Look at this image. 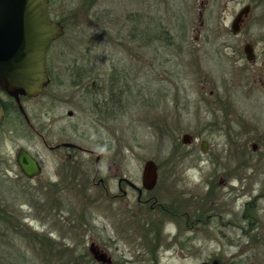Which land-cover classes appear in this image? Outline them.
I'll list each match as a JSON object with an SVG mask.
<instances>
[{
    "label": "rangeland",
    "instance_id": "374dc122",
    "mask_svg": "<svg viewBox=\"0 0 264 264\" xmlns=\"http://www.w3.org/2000/svg\"><path fill=\"white\" fill-rule=\"evenodd\" d=\"M60 2L64 15L59 19L65 33L52 49L61 51L58 58L63 60L62 65L79 70L83 61L90 62L96 66H87V73L100 76L95 82L88 81V89L73 87V81L57 80L37 98L23 99L19 94L25 118L12 109L8 96L0 93V99L9 107L0 126V193L11 198L14 188L23 190L14 208L29 232L56 242L76 258V264H97L87 250L90 240L107 251L112 264H200L214 260L218 264H264V238L252 248L248 245L247 253L230 244L239 232L226 225V205L239 203L240 193L236 192L238 198H228L226 169L230 166L231 172H241V157H212V151L203 153L200 148L202 139L213 143L207 135L212 100L209 91L222 81L218 64H204L202 69L218 81L202 83L194 72V59L179 55L176 49L182 33L191 37L190 41L196 35L193 31L200 22L198 0ZM210 4L218 10V0H210ZM242 4L238 0L228 5L226 25ZM145 30L151 31V37L145 38ZM144 63H151L149 72ZM131 65L141 72L135 73L134 81L126 76ZM111 75L116 76L121 89L125 82H135V93L131 95L128 90L129 100L125 99L131 107L117 119L99 104L107 95L102 88L108 93L112 84ZM150 102L156 107L152 108ZM86 107L91 114L99 110L95 123L85 115ZM68 111H72L71 117ZM186 133L201 137L185 145L181 138ZM42 138L50 146L70 141L98 154L96 181L105 180L110 196L120 194L113 174L125 175L141 187L143 165L153 160L159 181L147 196L156 197L165 206L177 203L183 217L169 220L162 213L139 206L137 193L129 188H125L127 197L118 202L100 186L80 190L68 185L64 177L74 176L77 168L69 167L66 157H59L66 151L48 150ZM20 148L41 161L43 170L37 178L27 180L19 171L15 156ZM79 158L84 160L81 170L90 181L96 169L95 157ZM252 180L247 192L258 196L253 211L261 223L257 233L264 236V190L260 188L264 186V173L258 172ZM53 184L63 188L57 190ZM253 198L251 195L248 200L252 202ZM198 207L205 216L210 214L209 223L192 229L185 225L184 216L188 214L192 221ZM15 246L17 249L0 250L4 264H21L18 250L41 257L42 264L48 261L40 256L38 246L33 250L19 242ZM58 253L49 255L50 264H66L68 256L57 261Z\"/></svg>",
    "mask_w": 264,
    "mask_h": 264
},
{
    "label": "flooded vegetation",
    "instance_id": "af4514ba",
    "mask_svg": "<svg viewBox=\"0 0 264 264\" xmlns=\"http://www.w3.org/2000/svg\"><path fill=\"white\" fill-rule=\"evenodd\" d=\"M236 1L238 0H218V10L215 11L212 4H210V0H198V15L200 22L193 31L196 35L193 40L190 41L191 37L182 33L180 41L176 43V49L179 51V55H186L194 59V63H192V65L196 66L194 72L199 75L198 77L202 83L208 82L212 84V82L218 81L214 74L205 72L202 69L204 64H218L220 67V80L222 83L213 84V88L209 91V96L212 100L208 107L210 121L207 135L211 137L213 143L210 145L206 140L202 139L200 141V148L203 153L207 152L208 149L212 151V157H241V172H231L230 166L226 169V173H229L228 178H232V181L227 178L225 183L229 187L228 198L232 195L238 198L236 194V192H238L240 193V202H236L234 205L227 204L225 215L227 218L226 225L232 226L239 232L235 235L237 239H230L231 247L239 248L240 252L247 253L246 250L248 245L252 248L260 242L258 240L259 238H264L263 234L257 233L261 223L258 217L254 215L253 211V203L257 200L258 196L247 192L248 188L251 187V182L254 181L252 179L258 172L264 173V0H240L243 4L234 16H232V21L226 25L225 22L229 16L228 5ZM63 12L64 9L61 6L60 0H46V13L49 20L61 25L63 34L51 42L46 49L45 66L48 74L47 85L36 97L28 98L20 94L23 96V99H34L39 97L47 91L52 81L57 80L73 81L75 83L73 87L77 89H88L90 88L88 81L95 82L100 76L98 74L90 76V74L87 73V66H96L95 64L90 65V62L86 63V61H83L79 70L70 64L66 66L62 65L63 60L61 61V58H58L59 52L61 51H54L52 49L53 45L61 39L65 33V26L62 20L59 19L60 16L64 15ZM240 12H242L240 20L233 26ZM212 23L214 24L211 25ZM150 32L149 30L144 31L145 38L151 37ZM232 38H236L237 40L233 41ZM147 40L149 41V39ZM145 45H149V43ZM167 61L168 59L166 57L165 62L167 63ZM166 63L164 64L165 68ZM75 65L76 64H74V66ZM144 65L148 70L147 72H149L152 66L151 63H144ZM162 65L163 63H161V68ZM137 72L139 74L141 73L135 65H131L130 71L126 75L127 80L131 78L134 81L136 78L135 73ZM91 77L95 79L90 80ZM102 77L105 78V76ZM115 77L113 75L110 77L112 78V84L110 88L107 89L108 93L102 88L104 94H107L106 96L104 95L107 98L103 97V101H99V104L101 103V106L107 109V112H105L110 113L111 118L115 117V119H117L120 113H127L126 111L131 107V104L126 102V100H129L127 92L129 90L131 95L133 92L135 93V82L134 84L130 81V83L125 82L123 84L124 89H121ZM201 87L202 89L204 88V86ZM1 92L2 91H0V93ZM8 98L11 102L12 109L22 114L24 117L25 111L21 106V100L19 99L20 107L15 99L10 96H8ZM0 102L6 118L5 108L1 99ZM157 103L161 104V101ZM145 104H147V102H145ZM151 107L155 108L156 103H151ZM93 112L94 113L91 114L86 107L84 113L89 120L95 123L99 110ZM67 115L71 117L72 111H68ZM36 132L38 135L42 136L38 131ZM184 135L189 136L187 142L183 140V137L181 138L182 143L185 145L191 144L193 140L198 138L197 136L201 137L199 134L196 137L189 133ZM42 139L48 150L54 152L66 151L60 154L59 157H66L67 160H69V167L77 168V172L73 173L74 176L64 177L65 181H69L68 185L79 188L80 190L88 188L89 185L100 186L108 197L118 202L121 198L127 197L125 188H129L137 193L136 203L139 206L147 207L151 212L157 213L158 215L162 213L165 217H168L169 220H178L183 217L184 214L181 209L177 208V203L175 204L173 202L176 207L173 203L169 206H165L159 203L156 197L147 196L148 193L152 192L157 187L159 181L158 166L153 160L151 161L157 166L156 184L153 188L147 189L143 185V169L140 180L141 187L125 175H118L116 173L113 174L111 178L117 179L116 186L120 194H113L110 196L105 180L99 178L96 181L99 173L97 162L100 156L98 154L75 144V142H59L50 146L44 138ZM212 145L214 150H212ZM219 146H222L221 149ZM29 154L35 158L34 155L31 153ZM87 156H94L96 163L95 173L90 181L81 170L84 165V160L82 161L81 158L77 159L78 157ZM36 160L43 170L41 161L38 159ZM233 181H237V184H234ZM53 185L57 186L53 187L57 190L63 188V186H59V184ZM212 187L213 184L209 188ZM260 188L264 190V186ZM211 192L212 191H209V194H211ZM248 193L249 197L243 201L242 197L246 196ZM251 195L254 197V201L252 202L248 200L251 198ZM231 203H234V201L232 200ZM184 218L185 225L195 229L209 223L210 214L205 216V212L198 207L196 211H194L192 221L188 214H186ZM171 235L173 237L176 236L173 234ZM91 246L94 247L95 251L106 254V256L111 259V264L113 263L107 251L101 248L94 240H90L87 250L95 263L102 264L94 260L90 248Z\"/></svg>",
    "mask_w": 264,
    "mask_h": 264
},
{
    "label": "water",
    "instance_id": "95a60500",
    "mask_svg": "<svg viewBox=\"0 0 264 264\" xmlns=\"http://www.w3.org/2000/svg\"><path fill=\"white\" fill-rule=\"evenodd\" d=\"M241 15L242 12L233 26ZM62 34V26L47 16L46 0H0V90L13 97L19 106V94L33 98L47 85L46 49ZM4 120L0 103V125ZM188 138V135L183 136L185 142ZM15 162L22 175L28 179L41 174L39 162L23 148L18 150ZM142 176L145 188L155 186L157 166L153 161L144 163ZM90 248L95 261L111 264L106 254L95 251L93 246Z\"/></svg>",
    "mask_w": 264,
    "mask_h": 264
},
{
    "label": "trees",
    "instance_id": "16d2710c",
    "mask_svg": "<svg viewBox=\"0 0 264 264\" xmlns=\"http://www.w3.org/2000/svg\"><path fill=\"white\" fill-rule=\"evenodd\" d=\"M2 104L7 115L9 107L7 108L4 102ZM14 189L15 191L13 192L11 198L9 196L7 197V194L3 196L2 194H4L5 192L0 193V250L9 247H14L17 249V246H15V244L19 242L22 247L26 249L28 247L29 250H33L36 246L40 247V256H44L43 258H46L48 260L46 264L51 263L50 259L48 258L49 255H51V253L53 254L58 252L59 253L57 254V261L63 259L65 255L68 256V261L66 262V264H76V258H73L72 254H68L65 249H61V246H57L56 242H53L45 235H39L35 232H29L28 228L22 222V218H19V211L14 208V201L18 202L20 198H22V196L24 195L23 190L20 188ZM62 246L64 247V245ZM18 255L21 264H42L40 262L41 257L37 258V256L31 255L27 251L20 252L18 250ZM4 260V257L0 254V264H4Z\"/></svg>",
    "mask_w": 264,
    "mask_h": 264
}]
</instances>
